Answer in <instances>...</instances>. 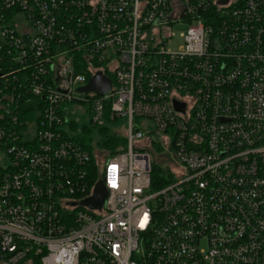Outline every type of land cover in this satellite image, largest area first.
<instances>
[{"label": "built area", "instance_id": "built-area-1", "mask_svg": "<svg viewBox=\"0 0 264 264\" xmlns=\"http://www.w3.org/2000/svg\"><path fill=\"white\" fill-rule=\"evenodd\" d=\"M0 264H264V0H0Z\"/></svg>", "mask_w": 264, "mask_h": 264}, {"label": "rangeland", "instance_id": "rangeland-1", "mask_svg": "<svg viewBox=\"0 0 264 264\" xmlns=\"http://www.w3.org/2000/svg\"><path fill=\"white\" fill-rule=\"evenodd\" d=\"M181 28L182 27L180 26L174 28L175 36L169 43V47L173 50H177L182 44V40L179 37V32L182 30ZM68 106L71 112L70 119L76 122L75 127L71 128L72 132L81 137H85L95 148L98 146L99 141L104 137L101 133V125H104L107 128L108 133L111 134L124 136L126 133L128 128V118L126 116L118 117L116 120L105 119L102 124H95L92 121L90 105L88 103L82 105L69 103ZM153 162L158 168L162 169V174L165 177L170 176V169L173 163L171 157L153 152Z\"/></svg>", "mask_w": 264, "mask_h": 264}, {"label": "water", "instance_id": "water-1", "mask_svg": "<svg viewBox=\"0 0 264 264\" xmlns=\"http://www.w3.org/2000/svg\"><path fill=\"white\" fill-rule=\"evenodd\" d=\"M227 0H222V3H226ZM112 87L111 79L101 72H98L92 76L84 87H80V92H96L98 94L107 93ZM175 108L177 110H184L185 105L175 101ZM107 195V190L102 181L96 183L94 193L91 197L80 201L78 204L87 205L91 208H101ZM76 204V203H72Z\"/></svg>", "mask_w": 264, "mask_h": 264}, {"label": "trees", "instance_id": "trees-1", "mask_svg": "<svg viewBox=\"0 0 264 264\" xmlns=\"http://www.w3.org/2000/svg\"><path fill=\"white\" fill-rule=\"evenodd\" d=\"M108 114V111H107ZM76 122L71 123V128L75 127ZM87 130V129H86ZM101 133L104 136L100 141H99V146L107 149L110 151V153L114 154L118 152L121 149H124L125 147V138L123 136H118L116 134H111L108 133L107 128H101ZM77 140L86 145L88 148H90L92 145L91 142L87 141L85 137H81L78 135ZM93 171L91 173L92 177V182H96L98 180V171H97V166H96V161L93 159Z\"/></svg>", "mask_w": 264, "mask_h": 264}, {"label": "bare ground", "instance_id": "bare-ground-1", "mask_svg": "<svg viewBox=\"0 0 264 264\" xmlns=\"http://www.w3.org/2000/svg\"><path fill=\"white\" fill-rule=\"evenodd\" d=\"M92 147V145H90ZM91 147L89 149H91Z\"/></svg>", "mask_w": 264, "mask_h": 264}]
</instances>
